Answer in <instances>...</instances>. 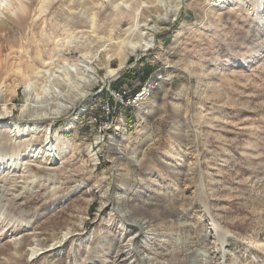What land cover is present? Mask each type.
<instances>
[{"label":"rangeland","instance_id":"rangeland-1","mask_svg":"<svg viewBox=\"0 0 264 264\" xmlns=\"http://www.w3.org/2000/svg\"><path fill=\"white\" fill-rule=\"evenodd\" d=\"M39 1H31L33 10ZM70 1H57L45 23L41 18L21 25L20 13L12 21L17 17L13 7L0 12L6 24L0 31V70L7 67L0 84L21 80L7 76L17 67L9 59L11 46L28 49L25 67L37 63L39 51L48 58L54 48L49 35L67 37L66 15L56 13L63 3L75 22L91 32L85 52L92 57L102 45L93 35L101 39L119 27L115 40H123L132 22L128 13L148 2L119 0L128 12L119 15L110 0ZM263 16L264 0H184L168 21L144 9L140 22L147 21L143 28L154 47L132 56L110 82L107 67L118 68L119 60L109 62L101 54L93 62L98 82L88 89L78 84L67 101L78 90L86 96L61 118L44 120L64 159L51 166L52 156L40 162L28 158L0 176V204L10 216L0 219L10 225H0V264H117L119 254L131 248L139 254L132 264H141L144 255L149 264H264ZM92 18L98 19L94 29ZM67 49L56 48L69 60L84 59L82 48ZM160 75L152 93L134 101ZM8 104L13 121L32 123L21 118L22 95ZM46 133L26 138L28 146L45 145ZM2 138L7 147L21 140L11 128L4 129ZM117 195L123 197L119 202ZM131 219H147L154 236L130 227ZM67 232L72 237L63 248L49 247L31 258L34 234L48 247Z\"/></svg>","mask_w":264,"mask_h":264},{"label":"bare ground","instance_id":"bare-ground-1","mask_svg":"<svg viewBox=\"0 0 264 264\" xmlns=\"http://www.w3.org/2000/svg\"><path fill=\"white\" fill-rule=\"evenodd\" d=\"M31 1L32 0H0V12L2 13L3 10H5V9H7L5 11H8L9 7H13L12 10H13L14 15L17 14V17H18V13H20L23 16L21 18V23H20L21 25L26 24L27 22H29V20L33 24H36L39 19H41V18L43 19L49 12H51L52 9H54V5L57 3V1L59 2L60 0H40L39 5H38L39 7H37V9L35 7L36 10H33L32 5H31ZM73 1L75 2V0H72L70 2H73ZM147 1H148L147 3H143L142 5L140 4V6L137 7V9H134L133 11L128 13V12L124 11L122 3L121 4L118 3L119 0H110V2H111L110 4H114L112 7H114V9L117 10L116 13L119 15H122V14L124 15L126 13L130 14L132 16V22H131V24H129V28L125 31L126 34H125V38L123 40H119V41L115 40L116 32L119 30V27L110 29L109 31L106 32V37H102L101 39L98 38L97 35H93L91 37L92 40L95 39L94 41L97 40L98 43L102 42V45L100 46V48L97 49V51L95 52V54L92 57H89L90 53L85 52V50H87L89 47V45L87 43L89 38H87V37H90L91 32L84 31L85 27L81 26L75 22L76 21V18L74 19L75 15L72 12L70 13V9L67 8L66 5H65L66 8L64 7L63 2H62L63 4L60 5V8H59V10L62 12L56 11V13L66 15L65 17L63 16L64 17V29H63V31L66 33L67 37L65 36L66 37L65 39L60 37V38H62V40H57L59 38L54 40V38L49 35V37H50L49 41H50V43L51 42L53 43L54 48L51 49L48 58H45L44 54L39 51L35 57L37 60V63L31 61L28 64H26L25 67H22V64L24 63L23 55H25V52H26V54L28 53V49H27V51H25L26 49L24 50L22 46L21 47L17 46L18 48L11 46L9 59L11 60V62L13 61V64H17V67H16V69L12 68L10 70V72L6 71L8 73L7 76H10V75L12 77L16 76L21 80H20V83H17L16 80L13 79V83L7 84V82L5 80L6 77H4L5 81H3L0 84V176L3 175V173L11 172V170L15 169V167L17 165H24L25 160H27L28 158L31 160H35L36 162L37 161L40 162V160H45L48 156H52L53 162H51L52 163V164H50L51 166L57 165L59 162H61L64 159V154L60 151V149L58 148L57 145L52 143V142H54L55 136L52 135V133L50 131H48L49 128L44 123V120H54V119L61 118L62 116L69 113V111L76 106V104L79 100H81L82 98H84L86 96L87 92L83 91L81 93L80 90H78L80 94L78 96H76L73 100L67 101L68 95L71 92H74L75 90L79 89L78 84L82 85L81 88L88 89L89 86H93L94 84H96L98 82L99 72L93 66V62L96 60H99V57L101 54H105L106 56H108L109 62L113 59L119 60V67L118 68L113 69L111 67H107L108 73L106 75V80L108 82H110L114 78L118 77L119 74L123 71V69L126 68V66L128 65L132 56L137 55L139 52L144 53V52L148 51L149 49H151L152 47H154V38L152 37V35L148 36L147 31L143 28V27L148 26V24H144L147 21H145L143 24H141L142 22H140V18H141V15H142V12L144 9H147L149 12L151 11V14L153 13L155 16L158 17V19H163V20L168 21V20H170V15H172V16L177 15V13H178L181 5L183 4L184 0H147ZM82 2H84V1H82ZM94 3H96V2H94ZM83 5H84V3H83ZM83 5H81V6H83ZM102 6H103V4L101 3V7ZM78 7H80V5ZM86 7H88V5ZM92 8H94V7H92ZM127 8H129V7H127ZM79 10H81V8ZM84 11H85V9H84ZM87 12L88 11L86 10L85 13H87ZM87 15H89V14L87 13ZM11 16H12V14H11ZM11 16H8V17L11 18ZM5 17H4V19H5ZM12 17H13L11 19L12 21H14V20L16 21V19H19V17L18 18L17 17L15 18L14 16H12ZM81 17H82V15H81ZM82 18L84 19V16ZM58 20H56V21L58 22ZM97 20H96V18H92V20H91L92 26H93L92 29L97 27V24H98ZM83 21H85V20H83ZM19 22H20V20H19ZM43 23H45V18L43 20ZM4 24L2 22H0V31L1 32L4 31L2 29ZM119 25H120V23H119ZM43 26H45V24H43ZM8 28H11V27L9 26ZM78 29L82 30V31H79V33L77 34L76 30H78ZM156 29H158V26H155L153 30H156ZM44 33L43 34L46 37V32L44 31ZM50 33H52V31ZM53 33L51 35H53ZM33 34H34V32H33ZM83 36H85V37H83ZM13 38H15V37H13ZM36 39H34V40H36ZM42 39H43V37H42ZM0 40H2V39H0ZM41 43H43V41L42 42L40 41V44ZM92 44H90V45H92ZM73 46L82 48L81 51L83 52V56H84L83 60H78V61L69 60L66 57L64 58V53L58 52L56 50V48H58V47L68 48L67 50H70V48ZM33 48H35V47H33ZM33 48H31V49H33ZM59 51H61V50H59ZM6 54H7V52H6ZM29 58H30V56H29ZM38 63L40 65H38ZM1 65H2V63H1ZM6 66H7V64H6ZM1 68H2V66H1ZM4 68L6 70L7 67H4ZM4 68H3V70H4ZM3 70L2 71L0 70V76H2ZM155 85L156 84H154L153 86H150L148 89H146L144 96L148 97L150 95V93H152V90L155 87ZM21 86H23V89H20ZM21 95L25 101V106L22 108V117L21 118H27V117L31 118V120H32L31 124L21 125L20 123H17V122L12 120V117L14 115V111H12L13 109H11L9 107L8 103L12 102L15 97H18V96L21 97ZM63 101H64V103H63ZM140 101H142V100H140ZM75 121H76V116L73 119L71 118L67 122V126L73 125L75 123ZM6 128H11V131L17 130L19 132L21 140L20 139H19L20 141L15 140L13 147H7L5 141L2 138L4 135V129H6ZM46 131H47V133H46ZM42 132L46 133L47 135L49 134L48 135L49 137L46 135L45 145H42L39 148H34L32 146H28L30 144V143H28L29 140H25V139L31 138V137H36ZM25 147L26 148L29 147V149L30 148L31 149L28 150L27 152H24L23 150ZM26 170H28V172L30 171V169H26ZM122 199H123V197L121 195H117L115 198V200H117L118 202ZM140 209H142V207ZM129 211H130V209H129ZM123 214L127 217L129 216L128 211L126 213H123ZM9 217L10 216H9L8 208H6L3 204H0V219L2 218L3 220H8V219L10 220ZM138 220H135V219L129 220L130 227L139 228V230H141V231L148 229L147 235L149 237H152L153 230L151 228L150 229L148 228L149 221H147V219L140 220V221H138ZM0 225H2V223H0ZM2 226H3V229H8L10 227V225H8V224L7 225L3 224ZM121 226L122 227L120 229L123 232L122 234H124V232H125V229H123L124 225H121ZM9 231H11V230H9ZM137 234L138 233L135 232L132 238H135L137 236ZM11 237L15 241H17L18 243H21V244L23 243V240L18 241L19 238L17 235L12 234ZM71 237H72V232H67L66 234L64 233L63 240L60 239V241L58 240L59 242L54 243L51 246L46 247L45 244L38 239V236L34 234L33 235L34 243L30 249L31 258L33 259V258L39 257L40 253L44 252L49 247L52 250L63 248L65 246V243L67 242V240H69ZM134 250L135 249L131 248L128 251L121 252L119 254V256L117 257V259H118L117 264H132L129 261L132 258L139 256V254L137 252H134ZM119 259H120V261H119ZM149 260H150V257L148 255H144L143 257H141V264H149Z\"/></svg>","mask_w":264,"mask_h":264},{"label":"built area","instance_id":"built-area-1","mask_svg":"<svg viewBox=\"0 0 264 264\" xmlns=\"http://www.w3.org/2000/svg\"><path fill=\"white\" fill-rule=\"evenodd\" d=\"M160 79H162V76H161V75L157 77L156 82L151 81L149 84H147V85L143 88L142 92L139 93V94L135 97L134 101H137L138 99H140L141 97H143L144 94H145V92H146V89H148L150 86H153L154 84L158 85L157 82H158V80H160ZM156 85H155V87L153 88V90L156 88ZM153 90H152V91H153ZM117 95H118V97L120 98V101H122L123 98H124V95H123V94H120V93H118ZM106 107H107V112L110 113L109 106L107 105Z\"/></svg>","mask_w":264,"mask_h":264},{"label":"crops","instance_id":"crops-1","mask_svg":"<svg viewBox=\"0 0 264 264\" xmlns=\"http://www.w3.org/2000/svg\"><path fill=\"white\" fill-rule=\"evenodd\" d=\"M119 78V77H118ZM116 80V79H115Z\"/></svg>","mask_w":264,"mask_h":264}]
</instances>
